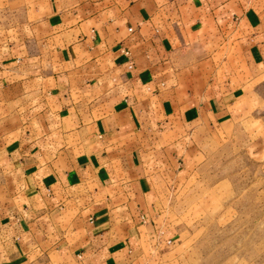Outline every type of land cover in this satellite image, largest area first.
<instances>
[{
    "label": "crops",
    "instance_id": "0c3cea01",
    "mask_svg": "<svg viewBox=\"0 0 264 264\" xmlns=\"http://www.w3.org/2000/svg\"><path fill=\"white\" fill-rule=\"evenodd\" d=\"M237 123L264 0H0V264H182L164 187Z\"/></svg>",
    "mask_w": 264,
    "mask_h": 264
},
{
    "label": "rangeland",
    "instance_id": "374dc122",
    "mask_svg": "<svg viewBox=\"0 0 264 264\" xmlns=\"http://www.w3.org/2000/svg\"><path fill=\"white\" fill-rule=\"evenodd\" d=\"M252 125L229 126L220 149L164 187L182 264H264V124Z\"/></svg>",
    "mask_w": 264,
    "mask_h": 264
}]
</instances>
